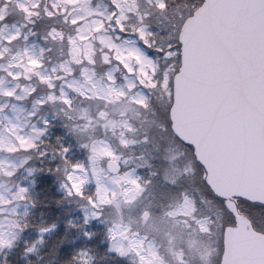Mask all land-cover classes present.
I'll use <instances>...</instances> for the list:
<instances>
[{"label":"snow or ice","instance_id":"1","mask_svg":"<svg viewBox=\"0 0 264 264\" xmlns=\"http://www.w3.org/2000/svg\"><path fill=\"white\" fill-rule=\"evenodd\" d=\"M21 241L264 264V0H0V264Z\"/></svg>","mask_w":264,"mask_h":264},{"label":"trees","instance_id":"2","mask_svg":"<svg viewBox=\"0 0 264 264\" xmlns=\"http://www.w3.org/2000/svg\"><path fill=\"white\" fill-rule=\"evenodd\" d=\"M18 20H19V17L16 16L15 13H13L12 16L10 17V21L11 22H18ZM37 191H40V189L38 188ZM45 195L46 194L44 192H41L40 193V198L43 199ZM40 210L41 209L37 210V217H36L37 222L40 219V217L38 215ZM43 211L48 212L49 210L48 209H43ZM32 236H33V233H27V234H25V239H29L30 240L32 238ZM50 246L51 245H49L48 247L43 248L42 251H41V254L47 253ZM22 249H23V241H21L20 246L17 249H15L10 254V264H27L28 259L35 260V257H24L22 255ZM45 259H51V257L50 256H45Z\"/></svg>","mask_w":264,"mask_h":264}]
</instances>
